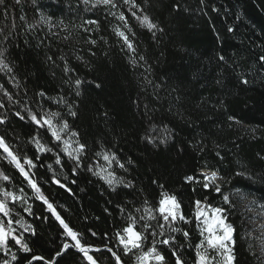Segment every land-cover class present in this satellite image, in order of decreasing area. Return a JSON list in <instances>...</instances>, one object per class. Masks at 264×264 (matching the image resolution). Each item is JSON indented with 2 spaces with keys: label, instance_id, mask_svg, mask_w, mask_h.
Instances as JSON below:
<instances>
[{
  "label": "trees",
  "instance_id": "16d2710c",
  "mask_svg": "<svg viewBox=\"0 0 264 264\" xmlns=\"http://www.w3.org/2000/svg\"><path fill=\"white\" fill-rule=\"evenodd\" d=\"M94 3L0 4V28L9 35L0 48L12 68L11 73L0 71V118L5 120L0 135L21 163L33 161L35 167L24 164L26 171L85 246L110 247L124 264H138L136 256L155 243L167 264H173L171 248L159 241L175 237L172 247L186 264H195L203 239L195 218L199 200L228 208L227 222L235 228V264H264L253 217L240 198L264 211V0H136L143 9H134L137 15L147 14L157 25L151 31L132 17L123 0H117V9ZM120 11L126 25L110 14ZM41 16L49 22H40ZM117 30L125 31L134 51ZM77 79L82 81L78 88ZM55 112L60 116L54 124L69 125L61 141L31 120V114L47 118ZM34 138L50 151L39 150ZM63 140L73 148L76 141L86 145L78 160L67 155ZM202 171L219 175L221 193L202 186ZM109 173L112 185L102 178ZM190 175L199 183L186 182ZM5 191L22 199L7 198L10 215L0 213V221L8 227L11 219L15 235L32 251L24 252L10 237L7 250L0 248V264H25L33 255L53 260L65 242L75 243L0 150L3 200ZM164 192L176 195L191 223L172 225L181 232L166 225L163 236L153 237L152 231L159 233L157 222L140 217L152 209L159 219L156 209ZM223 195L235 207L225 204ZM133 217L146 239L142 249L125 255L118 233L133 224ZM146 223L153 225L147 232ZM183 231L189 232L187 238ZM90 255L98 264H115L108 252ZM56 264L89 262L70 249Z\"/></svg>",
  "mask_w": 264,
  "mask_h": 264
},
{
  "label": "snow or ice",
  "instance_id": "6c2138e0",
  "mask_svg": "<svg viewBox=\"0 0 264 264\" xmlns=\"http://www.w3.org/2000/svg\"><path fill=\"white\" fill-rule=\"evenodd\" d=\"M21 0H16L17 4H20ZM90 0H84L85 4H88ZM4 0H0V4H3ZM123 4L128 5V11L131 12L132 17H134L137 21L141 23L142 26L146 27L149 31L156 29L157 25L152 21V19L147 15H137V12L134 11V9H140L141 12H143V9L140 8V5L136 3V0H123ZM98 5L106 6L110 9H117L119 7L117 0H95V3L93 4V7H96ZM7 14V13H5ZM113 16H116L120 21L125 22V25L127 24V17L125 16V13L123 11H120L119 13L111 12L110 13ZM21 20L24 19L23 16L20 17ZM40 22L48 23L49 21L45 19L43 16H41ZM89 23H96L98 24V21H89ZM35 25H30L29 27H34ZM12 27H15V24L13 23ZM117 34L119 37L123 39L125 44L129 49H133V44L129 40L128 35H126L125 31L117 30ZM9 38L8 33L4 31L3 28H0V41H7ZM95 43V41H93ZM5 49L0 48V71H7L9 73L12 72V68L10 67L9 63H7L5 59ZM143 59V57H141ZM220 59H224L223 57H220ZM67 71V69H66ZM244 84H247V80L242 81ZM82 83L81 80L77 79L75 81V85L77 88ZM0 87H3L0 85ZM8 95V98L11 99V95L8 93H5ZM39 95L43 96L44 93L41 92ZM77 95H79V92L77 91ZM4 105L0 103V107H3ZM70 115L75 117L77 113L75 111H71L69 109ZM17 116H20V113H16ZM47 118H38L36 114H31V120L34 121L37 125L40 127H45L48 131L51 132L52 137L55 138L56 141L62 140L61 133L65 132L66 130H69V125L67 121H63L59 126L53 123V119L55 117H59L60 113H49L46 114ZM21 119H23V116H20ZM229 119H234L233 117H229ZM238 122V121H237ZM5 123V120L3 118H0V124ZM71 135L73 137L78 136L79 134L77 132H71ZM33 142L36 144L37 148L41 151H50V149H46L44 145L40 144L38 138H34ZM153 142L154 141H151ZM64 143V151L67 153L69 157H73L74 159H79V153L83 152L86 145L80 144L78 141L77 147H72V142L69 140H63ZM71 149V150H70ZM0 150L5 153V159H8L11 163L15 165V167L19 170V172L28 180V183L31 188L35 191L37 194V198L42 200L45 205H47L48 210L55 216V219L59 221L62 228L65 230V234L70 237L73 241H75L74 244H68L64 243L62 246V249L56 253V257H62L64 253L71 247L77 249L80 253L83 254V256L86 258V260L89 262V264H98L97 259H95L92 255L89 254L90 251H92L90 246H85L80 242L78 239L79 234L74 231L68 223L62 219L59 212H57L56 208L52 203L48 201V199L43 195L41 192L40 187L37 185V183L31 178L29 173L26 171L24 164H27L30 167H35L33 161L31 159L25 158L24 163H21V157L17 152H14L12 147L6 142L5 137L0 135ZM74 153L77 155L74 156ZM104 160L109 161L110 157L109 155H104ZM112 159H115V156H112ZM59 159L57 160V163H59ZM120 167H123L121 164ZM200 176L204 177L205 183H203V187L205 189H211L215 191L216 193H221V188L219 184L216 183L217 180V174L215 172H201ZM112 177V174L109 173L108 176L102 177L107 181L109 185H112L114 182V177ZM4 180H8L9 177L7 175L3 176ZM186 182L188 183H199L198 179L194 175L186 176L185 177ZM56 183L59 184V181L57 180ZM63 187V185H61ZM131 186V185H129ZM162 187V186H161ZM194 190V189H193ZM237 193H239V189L237 190ZM5 200H0V213H3L4 217H9L11 209H9L6 200L7 198H11L13 202H15L17 199H22V197H16L11 192H4ZM223 201L225 204L229 205V207H235L233 202L229 199L228 195L222 196ZM254 203V202H253ZM196 206V212H195V218L199 221H201L203 227L201 228L200 235L203 237L201 243L199 244L197 248V259L195 261V264H235L236 262V254H235V244L236 241L234 239V233L235 228L231 223L227 222V211L228 208L223 207H216L211 209V215L206 213L204 209L201 208V201L197 200L195 201ZM262 208H264V205H261ZM30 211V208L28 209ZM251 210V209H249ZM137 211H140V209H137ZM147 216H141V220H150V221H156V227L159 228V233L156 231H152L150 234L155 237L156 235H164L165 226L167 225L172 232H181L182 230L177 227H173L177 221H184L185 223H191L185 217L183 212L181 211V204L179 200L177 199L175 194H169L167 192H164L162 194V198L159 200V207L156 209V212L159 214V219L157 218V215L153 213L152 209H145ZM133 224L123 230V234H119V243L123 246L124 254L127 255L130 252H133L135 249H142V245L144 240L146 239V236L144 235V232L137 231L135 229V218L133 217ZM163 221V222H161ZM8 227H5V224L3 221H0V248L7 250L8 248V241L11 237L12 240L15 241L16 244L20 245V247L23 249L24 252H31L32 249L28 246L27 243L22 242V237L15 235V229L11 227L12 220L9 219L7 221ZM262 228H264V225H261ZM144 231L147 232L149 229L153 228V225L151 223H146L143 225ZM25 230H31L34 234V230L30 229V226H26ZM95 235V233H93ZM183 236L187 238L189 236V232L183 231ZM258 239H264V233L261 234V237H258ZM159 243L168 245L171 248L170 255L174 258L173 264H186V262L182 259L181 255L178 254V251L176 248L172 247V245L175 243V237H169L166 239H163L159 241ZM201 249L203 251H201ZM109 252L112 253V256L116 260V264H123L121 261L120 255H117L116 252H113L111 248L107 249ZM95 251H100V249H95ZM212 253H215L213 255ZM17 257L13 254L12 260H16ZM154 260L156 264H167V258L164 255V253L157 249L155 243H153L152 247L146 251L143 252L142 255L136 256V260L139 262V264H148L149 260ZM45 261V257L43 256H36L33 255L31 260L28 261V264H32V261ZM4 264H8V261H4ZM45 264H56V261L53 260H47L45 261Z\"/></svg>",
  "mask_w": 264,
  "mask_h": 264
},
{
  "label": "rangeland",
  "instance_id": "374dc122",
  "mask_svg": "<svg viewBox=\"0 0 264 264\" xmlns=\"http://www.w3.org/2000/svg\"><path fill=\"white\" fill-rule=\"evenodd\" d=\"M95 1V0H94ZM6 155V154H5ZM8 160V159H7ZM9 161V160H8ZM204 172H212V171H204ZM217 174V173H216ZM219 175L217 174V180L216 183L219 182ZM242 202L241 204L243 206H245V210L253 217V219L251 218V223L252 225L256 228V237H257V246L259 249V253L260 255L264 258V239H258V237H261V234L264 233V228L261 227V225H264V211L261 210L260 208H253L251 205V201L248 198H245L244 196L240 197ZM0 200H3L2 198H0ZM201 208L204 209V211L206 213H208L209 215H211V209L213 207L211 206H207L206 204H201ZM251 209V210H249ZM200 227L202 228L203 225L201 223V221H199ZM118 240H119V236H118ZM120 244V243H119ZM121 245V244H120ZM122 246V245H121ZM123 247V246H122ZM201 251H203L201 249ZM213 255H215V253H212ZM142 255V254H141ZM137 263L139 264V262L137 261ZM148 264H156V262L154 260H149Z\"/></svg>",
  "mask_w": 264,
  "mask_h": 264
},
{
  "label": "water",
  "instance_id": "95a60500",
  "mask_svg": "<svg viewBox=\"0 0 264 264\" xmlns=\"http://www.w3.org/2000/svg\"><path fill=\"white\" fill-rule=\"evenodd\" d=\"M68 244H73V243H70V242H67ZM87 246H90L91 247V249H92V251H90L89 252V254H95V253H100V252H108L110 255H111V257H112V259L114 260V262H115V264H116V260H115V258L112 256V253L111 252H109L107 249H109L110 247H106V246H103V247H98V246H93V245H87ZM74 250V251H76V252H78V253H80L77 249H75V248H69L68 250ZM95 249H100V251H95ZM112 249V248H111ZM67 250V251H68ZM66 251V252H67ZM112 251L113 252H115L113 249H112ZM65 252V253H66ZM64 253V254H65ZM117 253V252H116ZM117 255H119L118 253H117ZM121 257V256H120ZM60 257H56V255L54 256V260L57 262V260L59 259ZM31 260V259H30ZM45 261H47L46 259H45ZM45 261H35V260H33L32 261V264L33 263H35V262H43V263H45ZM121 261L123 262V260H122V258H121ZM25 264H28V261L25 263ZM123 264H124V262H123Z\"/></svg>",
  "mask_w": 264,
  "mask_h": 264
},
{
  "label": "bare ground",
  "instance_id": "6f19581e",
  "mask_svg": "<svg viewBox=\"0 0 264 264\" xmlns=\"http://www.w3.org/2000/svg\"><path fill=\"white\" fill-rule=\"evenodd\" d=\"M67 242H70V243H72L71 241H67ZM67 242H65V243H67Z\"/></svg>",
  "mask_w": 264,
  "mask_h": 264
}]
</instances>
